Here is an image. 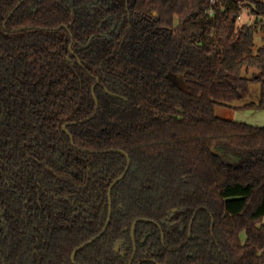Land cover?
Returning a JSON list of instances; mask_svg holds the SVG:
<instances>
[{
    "label": "trees",
    "instance_id": "16d2710c",
    "mask_svg": "<svg viewBox=\"0 0 264 264\" xmlns=\"http://www.w3.org/2000/svg\"><path fill=\"white\" fill-rule=\"evenodd\" d=\"M254 82L264 0H0V264H264Z\"/></svg>",
    "mask_w": 264,
    "mask_h": 264
},
{
    "label": "water",
    "instance_id": "95a60500",
    "mask_svg": "<svg viewBox=\"0 0 264 264\" xmlns=\"http://www.w3.org/2000/svg\"><path fill=\"white\" fill-rule=\"evenodd\" d=\"M13 11H14V10H13ZM93 37H94V36H92L91 39L89 40L88 44L84 45L83 47H86V46L90 45V43L92 42ZM98 80H99V78H98ZM94 88H95V86L93 87V89H94ZM110 92H111L112 94H114V95H118V94H116V93H114V92H112V91H110ZM94 97H95V100H96V103H97L96 110L94 111V113H93L90 117H88V118H86V119H84V120H81V121H87L88 119H90L91 117H93V116L96 114L97 109H98V98H97V96H96L95 91H94ZM64 127H65V130H66L69 134H71V132L69 131V129L66 127V125H65ZM71 139H72V141H73V136H71ZM109 150H113V151H117V152H121V153L125 154V155L128 157V164H127V167H126V169L124 170V172H123L122 174H120L117 178H115V179L113 180V182H112V184H111V186H110V188H109L110 209H109V216H108V219H107V222H106L104 228H103V229L101 230V232L98 233L94 238L90 239L89 241L85 242L84 244H82L81 246H79L78 248H76V249L74 250L73 255H72V259H73L74 262H75V255H76L77 251H78L79 249L83 248L85 245H87V244H89L90 242H92V241H94L95 239H97V238H98L99 236H101V235L105 232V230L107 229V227H108V225H109V223H110V220H111V216H112V189H113V187H114V186H115V185H116L121 179H123V178L125 177V175L127 174L128 170H129V167H130V157H129V154L127 153L126 150H124V149H119V148H115V149H108L107 151H109ZM212 152H213V154L220 156L223 160L227 161V162L230 163V164H236V163H239V162H241V160L243 159V154H242V153H240V152H238V151H236V150H233V149H231V148H229L228 146L223 145V144H222V145H215V146H213V147H212ZM134 228H135V226H133V232H134ZM120 246H121V243L119 242V243L116 245V247H115V251H116V252L119 251ZM131 261H132V259L130 260L129 263H131ZM158 264H162V263H158Z\"/></svg>",
    "mask_w": 264,
    "mask_h": 264
},
{
    "label": "rangeland",
    "instance_id": "374dc122",
    "mask_svg": "<svg viewBox=\"0 0 264 264\" xmlns=\"http://www.w3.org/2000/svg\"><path fill=\"white\" fill-rule=\"evenodd\" d=\"M245 16L248 15L250 20H253L254 16L249 14L248 9H245ZM262 31H260L257 35H256V41H257V46H260L262 44V39H261V35H262ZM255 86H260V85H255ZM258 88V87H255ZM254 89H251V92H253L254 94ZM258 98V96H255L254 99ZM238 101H235L234 103L236 104ZM216 112L219 116H223L232 120H244V121H248L251 122V124H258L260 123V121L263 123L262 125H264V121H262V119L264 118V113L263 114H258V113H252L251 111H241L239 109H232L230 107H226L223 105H216Z\"/></svg>",
    "mask_w": 264,
    "mask_h": 264
},
{
    "label": "crops",
    "instance_id": "0c3cea01",
    "mask_svg": "<svg viewBox=\"0 0 264 264\" xmlns=\"http://www.w3.org/2000/svg\"><path fill=\"white\" fill-rule=\"evenodd\" d=\"M255 85H260V86H255ZM258 87V88H255ZM251 89L253 88L254 90V94L253 92L250 91V96L245 100V101H238L236 104L234 103L235 106L237 107H233L232 109H239L241 111H251L252 113H258V114H263L264 113V108H239L238 106H241L245 103L251 102V101H259L260 96L262 91H264V84L262 85L259 82H254L251 83ZM255 96H258V98L254 99ZM237 121H243V122H247L248 121H244V120H240L238 119ZM262 121H264V118L262 119ZM251 124V122H249ZM263 123L260 121L259 125H262ZM253 125H256L255 123ZM258 125V124H257Z\"/></svg>",
    "mask_w": 264,
    "mask_h": 264
},
{
    "label": "flooded vegetation",
    "instance_id": "af4514ba",
    "mask_svg": "<svg viewBox=\"0 0 264 264\" xmlns=\"http://www.w3.org/2000/svg\"><path fill=\"white\" fill-rule=\"evenodd\" d=\"M93 3L97 4L98 2H97V1H93ZM153 14L155 15V12H153L152 14H147V18L150 20V24H151V27H152V28H153V26H154V24H155V21H156V19H157V17L153 16ZM64 25H65V24H64ZM155 30H156V28H155ZM92 36L95 37V35H92ZM92 36H91V37H92ZM91 37L88 39L87 42L80 44V48H88V47L92 44L94 37H93L92 42L90 43V45H88V46H86V47H83V46L86 45V44H88V42H89V40L91 39ZM71 48H72V50H73V47H71ZM73 52H74L75 56H78L77 53H76L74 50H73ZM133 236H134V232H133ZM144 239H145V238H144ZM120 243H121V246H120V249H119V251H118L117 253L120 254V255H122V256H125V255L127 254V251L124 250V249L122 248V242H120ZM135 244H136V241H135ZM135 253H136V247H135V250H134L133 255H132L131 258H130V260L132 259V261H131V263H129V262H130V260H129L128 264H132L133 259H134V256H135ZM158 263H162V262H157V264H158ZM162 264H165V263H162Z\"/></svg>",
    "mask_w": 264,
    "mask_h": 264
},
{
    "label": "built area",
    "instance_id": "2783aa9c",
    "mask_svg": "<svg viewBox=\"0 0 264 264\" xmlns=\"http://www.w3.org/2000/svg\"><path fill=\"white\" fill-rule=\"evenodd\" d=\"M243 13H244V14L246 13V12H245V10H244V12H243ZM244 14H243V15H244Z\"/></svg>",
    "mask_w": 264,
    "mask_h": 264
}]
</instances>
